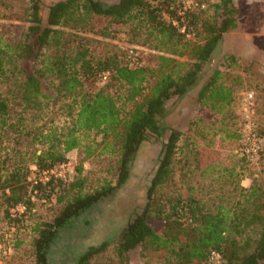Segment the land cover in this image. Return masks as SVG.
<instances>
[{
  "label": "trees",
  "instance_id": "obj_1",
  "mask_svg": "<svg viewBox=\"0 0 264 264\" xmlns=\"http://www.w3.org/2000/svg\"><path fill=\"white\" fill-rule=\"evenodd\" d=\"M198 2L184 9L182 0H57L44 17L40 0H30L23 6L26 26H0V208L17 222L11 209L25 204L31 210L35 191L38 199L55 198L61 206L52 220L33 227V264H103L95 258L111 244L119 264H129L138 247L156 253L159 264H210L214 250L221 264H264V179L242 187L246 158L233 152L227 165L216 167L207 153L210 132L238 143L236 148L243 141L238 110L244 79L237 56L227 55L198 91L207 115L200 120L204 125L194 124L205 139L177 128L164 138L167 102L199 82L224 34L237 25L235 0ZM95 20L129 26L134 43L151 50L148 62L130 65L121 49L97 54L90 38L63 28L111 37ZM261 90L264 94V81ZM53 109L69 119L66 125L48 119ZM152 138L161 139L162 147L145 207L114 242L90 245L63 261L69 231L113 199L129 179L140 147ZM75 149L80 163L70 180L31 188L32 165L51 168ZM93 158L108 160L112 175L94 185L84 173V163ZM212 171L217 184L211 190L197 181L177 185L185 174L203 180ZM169 185L174 189L165 192ZM254 227L259 235L246 247L241 238Z\"/></svg>",
  "mask_w": 264,
  "mask_h": 264
},
{
  "label": "rangeland",
  "instance_id": "obj_2",
  "mask_svg": "<svg viewBox=\"0 0 264 264\" xmlns=\"http://www.w3.org/2000/svg\"><path fill=\"white\" fill-rule=\"evenodd\" d=\"M55 1L57 0H40L41 13L44 17H47L48 7ZM103 1L115 2L117 0ZM29 3L30 0H0V26L3 25L4 29L11 30H18L17 26L19 25L26 26L27 22L23 21V17H25L23 6ZM182 3L184 9H188L197 6L199 2L198 0H182ZM235 7L237 10V25L224 34L218 53L205 65L199 82L183 96L173 98L167 102L168 112L162 118V122L167 128L164 138H167L171 128H177L186 134H193L195 131L200 141L205 139V135L198 134L195 129L196 124H194L201 123L200 120L207 115L205 109H202L198 103V91L209 79L213 69L223 64L227 55L237 56L241 63L240 73L244 82L239 90L240 108L238 113L242 133L244 134L247 124L242 106L243 98L247 92H253L255 105L252 120L257 124L258 132L264 134V94L261 90L264 81V0H235ZM95 22L94 26L97 29L107 27L112 36L106 37L96 33H85L69 27L63 28L67 32H77L79 35L90 38L92 48L97 54L121 49L125 52L126 61L130 65H140L148 62V53L151 50L134 43L135 38L129 26L111 25L105 20H95ZM183 27H181V30ZM188 38L193 39V34L189 33ZM107 76L108 73L101 77V85L105 84ZM48 119H52L59 126L66 125L69 120L67 117L57 114L56 109H53ZM201 125L204 124L201 123ZM222 137V134L214 135L212 132L207 135L210 140L207 153L210 154L216 167L227 165L230 153L236 152L239 155L237 152L239 147L236 148L238 143L224 141ZM161 147L162 140H156L155 138L142 144L129 179L118 188L113 199L102 203L84 218L77 220L75 227L69 231V236L66 238L63 247L64 250L60 255L63 261L69 262L71 258L77 256L90 245L99 244L104 240L114 242L132 216L142 211L146 205L153 168ZM99 152L100 149L97 153ZM69 158L75 162L77 168L80 163L79 151L77 149L70 151L67 156V159ZM32 166L29 176L32 174ZM108 167V160L93 158V160L90 159L84 163V173L88 176L89 182L94 185L100 183L105 176L112 177L111 174H108ZM214 177H216L214 171L207 174V177L203 180L194 173H188L183 175L182 180L179 179L177 185L181 186L185 183L197 181L207 185L211 190L217 184L216 181H213ZM256 179H264V158H258L255 162L247 164L246 171L242 175L241 186L249 188ZM174 186L169 185L164 191L170 192L174 189ZM37 193L38 191H35L32 194L34 204L31 210H28L27 207L23 211H17L15 216H12L10 211L11 217H19L17 222L6 217V214L0 208V264L34 263L33 248L30 243L33 236V227L42 221L52 220L61 208L60 205L55 204V198L50 201L38 199L36 197ZM208 199H210V196L207 197ZM258 235L259 229L256 227L251 228L241 238V242L244 246L250 247ZM210 261V264H219L211 259ZM95 263L119 264L116 258L115 245L111 244L104 253L96 257ZM129 264H159V258L153 251H145L142 247H138L130 253Z\"/></svg>",
  "mask_w": 264,
  "mask_h": 264
},
{
  "label": "built area",
  "instance_id": "obj_3",
  "mask_svg": "<svg viewBox=\"0 0 264 264\" xmlns=\"http://www.w3.org/2000/svg\"><path fill=\"white\" fill-rule=\"evenodd\" d=\"M182 31H185V27L182 28ZM254 105L255 100L253 92H247L243 98L242 104L247 124L244 129L242 144L237 152L249 162H255L264 149V134L258 132L257 124L252 120V116L254 115ZM75 169V162L70 158L48 169L39 170L34 165L32 166V174L28 177V179L31 183V188L35 187V185L40 182L47 183L52 180H61L66 182L74 175ZM26 208L27 206L25 204H18L11 209V215L15 216L17 211H23ZM210 259L219 264L222 262V256L220 252L216 250L212 251Z\"/></svg>",
  "mask_w": 264,
  "mask_h": 264
}]
</instances>
